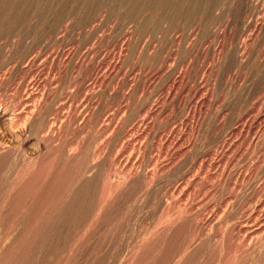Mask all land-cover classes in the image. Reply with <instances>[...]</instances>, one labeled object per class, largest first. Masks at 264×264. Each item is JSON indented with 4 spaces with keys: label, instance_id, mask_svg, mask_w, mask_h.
I'll use <instances>...</instances> for the list:
<instances>
[{
    "label": "rangeland",
    "instance_id": "obj_1",
    "mask_svg": "<svg viewBox=\"0 0 264 264\" xmlns=\"http://www.w3.org/2000/svg\"><path fill=\"white\" fill-rule=\"evenodd\" d=\"M2 1L0 264H264V0Z\"/></svg>",
    "mask_w": 264,
    "mask_h": 264
},
{
    "label": "bare ground",
    "instance_id": "obj_2",
    "mask_svg": "<svg viewBox=\"0 0 264 264\" xmlns=\"http://www.w3.org/2000/svg\"><path fill=\"white\" fill-rule=\"evenodd\" d=\"M1 1V0H0ZM4 1V0H3ZM2 1V2H3ZM5 1H7V0H5ZM11 1V0H10ZM120 1V0H119ZM123 1H125V0H123ZM173 1H175V0H126V3H128V4H130V5H132V6H134V8H135V10H141V9H144L145 10V8H154V7H159V8H162V9H164L165 11L170 7V5H171V3L172 4H174V6H177V5H175L176 3H173ZM188 1V0H187ZM186 1V2H187ZM198 1V0H197ZM179 1H177V3H178ZM180 2H182V1H180ZM195 2H196V0H195ZM194 2V3H195ZM202 2V1H201ZM207 2H208V0H207ZM217 2V1H216ZM4 3V2H3ZM6 3H8V2H6ZM9 3H11V2H9ZM119 3V2H118ZM192 3V2H191ZM17 4V3H16ZM112 4V3H111ZM123 4V3H122ZM193 4V3H192ZM191 4V5H192ZM196 4H198V3H196ZM202 4V3H201ZM2 5V4H1ZM4 5H6L5 3L3 4V6ZM8 5V4H7ZM15 5V4H14ZM127 5V4H126ZM188 5V4H187ZM189 5H190V3H189ZM190 5V6H191ZM131 6V7H132ZM172 6V5H171ZM178 6H180V5H178ZM196 6V5H195ZM4 7H6V6H4ZM9 7V6H8ZM1 8H3V7H1ZM7 8V7H6ZM129 8V7H128ZM171 8H175V7H171ZM196 8H197V6H196ZM5 9V8H4ZM131 9H133V8H131ZM176 9V8H175ZM175 9H173L174 11H176ZM192 9H194L193 7H192ZM199 9V8H198ZM1 10V9H0ZM158 10V9H157ZM178 10V9H177ZM197 10V9H196ZM132 11H134V10H128V13L130 12H132ZM151 11H152V9H151ZM160 11H161V9H160ZM194 11V10H193ZM4 12H5V10H4ZM136 12V11H135ZM178 12H180V10H178ZM3 13V12H2ZM127 13V12H126ZM166 13V12H165ZM171 13V12H170ZM177 13V12H176ZM180 13H182V10H181V12ZM168 14V13H167ZM179 14V13H178ZM125 15V14H124ZM129 15H131V14H129ZM128 15V16H129ZM135 15V14H134ZM136 15H137V12H136ZM158 15H160V13L158 14ZM157 15V16H158ZM163 15H164V12H163ZM173 15V14H172ZM182 15V14H181ZM181 15H179V16H181ZM6 16H7V14H6ZM132 16H133V14H132ZM169 16V15H168ZM177 16V15H176ZM2 17H4V16H2ZM135 17H137V16H135ZM159 17V16H158ZM157 17V18H158ZM184 17V16H183ZM8 18V17H7ZM134 18V17H133ZM164 18H166V17H164ZM179 18V17H178ZM161 19V18H160ZM166 19H168V18H166ZM171 19V18H170ZM172 19H174V18H172ZM175 19H177V17H175ZM1 22H3V20L1 21ZM0 22V23H1ZM157 22V21H156ZM6 23V22H5ZM3 25V24H2ZM156 25V24H155ZM37 41V40H36ZM21 64V63H20ZM12 72V71H11ZM40 100V99H39ZM24 103V102H23ZM40 111V110H39ZM32 113V112H31ZM36 113V112H35ZM47 114V113H46ZM45 120V119H44ZM93 121V120H92ZM47 122V121H46ZM45 124V123H44ZM89 124V123H88ZM67 125V124H66ZM80 125V124H79ZM20 127V126H19ZM67 129V128H66ZM77 129V128H76ZM68 133V132H67ZM13 135V134H12ZM11 135V136H12ZM8 138V137H7ZM2 143H3V141H2ZM6 143V142H5ZM1 150V149H0ZM15 153V152H14ZM1 159V158H0ZM20 159V158H19ZM74 160V159H73ZM76 162V161H75ZM55 164V163H54ZM72 165H73V163H72ZM144 165V164H143ZM43 166V165H42ZM47 170V169H46ZM21 172V171H20ZM18 173V172H17ZM89 173V172H88ZM135 174V173H134ZM224 174V173H223ZM42 175V174H41ZM88 175V174H87ZM222 175V174H221ZM3 176V175H2ZM72 177V176H71ZM219 177V176H218ZM9 178V177H8ZM62 178V177H61ZM136 179V178H135ZM69 180V179H68ZM30 181V180H29ZM70 181V180H69ZM68 181V182H69ZM10 182V181H9ZM12 182V181H11ZM45 182V181H44ZM58 184H59V182H58ZM67 184V183H66ZM84 184V183H83ZM87 187V186H86ZM5 188V187H4ZM50 188V187H49ZM5 190V189H4ZM61 190H62V188H61ZM60 190V191H61ZM227 190V189H226ZM44 191V190H43ZM58 191V190H57ZM45 192V191H44ZM55 192V191H54ZM68 192V191H67ZM44 194V193H43ZM76 194V193H75ZM63 195V194H62ZM78 195V194H77ZM28 196V195H27ZM49 198V197H48ZM52 198V197H51ZM37 199V198H36ZM5 200V199H4ZM21 200V199H20ZM45 200H47V199H45ZM50 200V199H49ZM34 201V200H33ZM20 202H22V201H20ZM58 202H60L59 200H58ZM63 203V202H62ZM35 204V203H34ZM56 204V203H55ZM54 204V205H55ZM227 204V203H226ZM62 205V204H61ZM1 207V206H0ZM52 207V206H51ZM254 207V206H253ZM8 208V207H7ZM23 208V207H22ZM38 208V207H37ZM76 208V207H75ZM48 209V208H47ZM46 210V209H45ZM58 210V209H57ZM245 211V210H244ZM105 212V211H104ZM15 213V212H14ZM32 215V214H31ZM46 217H48V216H46ZM9 219V218H8ZM47 219V218H46ZM41 220V219H40ZM29 221V220H28ZM222 221V220H221ZM226 224V223H225ZM14 225V224H13ZM35 227V226H34ZM37 227V226H36ZM38 228V227H37ZM217 228V227H216ZM223 228V227H222ZM29 229V228H28ZM45 230V229H44ZM21 233V232H20ZM26 234H28V233H26ZM66 235V234H65ZM44 236V235H43ZM42 237V236H41ZM35 239V238H34ZM3 240V239H2ZM44 241V240H43ZM64 241V240H63ZM50 242V241H49ZM43 243V242H42ZM47 243V242H46ZM37 244V243H36ZM51 248V247H50ZM4 250V249H3ZM46 251V250H45ZM20 254V253H19ZM49 255V254H48ZM25 256V255H24ZM63 257V256H62ZM41 258V257H40ZM61 258V257H60ZM3 261V260H2ZM188 261V260H187ZM30 262V261H29ZM45 262V261H44ZM29 264V263H28ZM49 264V263H48Z\"/></svg>",
    "mask_w": 264,
    "mask_h": 264
}]
</instances>
